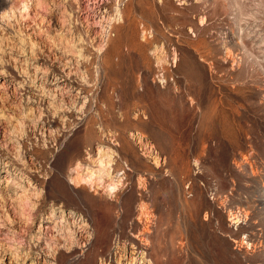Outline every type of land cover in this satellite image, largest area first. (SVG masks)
<instances>
[{"label":"rangeland","instance_id":"1","mask_svg":"<svg viewBox=\"0 0 264 264\" xmlns=\"http://www.w3.org/2000/svg\"><path fill=\"white\" fill-rule=\"evenodd\" d=\"M142 256L264 264V0H0V264Z\"/></svg>","mask_w":264,"mask_h":264},{"label":"bare ground","instance_id":"2","mask_svg":"<svg viewBox=\"0 0 264 264\" xmlns=\"http://www.w3.org/2000/svg\"><path fill=\"white\" fill-rule=\"evenodd\" d=\"M119 24V23H118ZM201 24V23H200ZM150 25V24H149ZM116 26V25H115ZM120 26V25H119ZM117 28V27H116ZM152 42V41H151ZM225 100V99H224ZM238 119H240V115L239 114H236V118H235V120H238ZM237 123V122H236ZM241 124V123H240ZM107 155V154H106ZM104 157H106V156H104ZM110 157V156H109ZM108 158V157H107ZM114 164H115V162H113V160H111V158H109V159H104V158H100V159H98V161H97V165H98V168H96V169H93V168H89L90 170H89V172H88V174H87V177L86 176H82L81 177V179L79 178V179H76V178H71L70 179V182L71 183H80V182H82V181H84V182H87V183H89V184H93L94 182H96V181H98L99 180V182H105V178L107 177H109L112 181H111V183H109V184H107V185H109V189L110 190H112V191H114L115 192V190L118 188V185H119V183L118 182H120V179L118 178L117 180H116V178H114V175H113V170H114ZM78 166H79V164H78ZM77 166V167H78ZM95 184V183H94ZM118 190V189H117ZM141 209H142V207H141ZM185 210V209H184ZM142 211V210H141ZM183 213H184V211H182ZM144 213V212H143ZM125 215H126V209L123 207L122 209H121V211H120V213H119V216H118V219H117V221L118 222H120L122 219H124V217H125ZM233 215V214H232ZM233 218L234 219H236V222H239L240 220H239V216H236V215H234L233 216ZM116 222V221H115ZM114 222V223H115ZM139 222H142V218H140L139 219ZM117 223V222H116ZM116 223H115V225H116ZM117 225H118V223H117ZM121 225V224H120ZM111 226V225H110ZM109 235H110V232H107L106 233V237L108 238L109 237ZM135 237H137V235H134ZM106 238V242H107V244L109 243V241H108V239ZM105 248H107L106 246H105ZM141 260V261H140ZM145 263V257H141L139 260L137 259V258H131V262H130V264H144Z\"/></svg>","mask_w":264,"mask_h":264}]
</instances>
